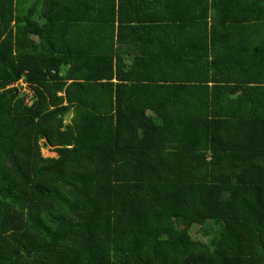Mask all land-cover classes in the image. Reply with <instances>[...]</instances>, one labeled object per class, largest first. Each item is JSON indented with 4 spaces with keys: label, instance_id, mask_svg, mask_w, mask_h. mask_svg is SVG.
<instances>
[{
    "label": "trees",
    "instance_id": "obj_1",
    "mask_svg": "<svg viewBox=\"0 0 264 264\" xmlns=\"http://www.w3.org/2000/svg\"><path fill=\"white\" fill-rule=\"evenodd\" d=\"M137 1L0 0V264H264V0Z\"/></svg>",
    "mask_w": 264,
    "mask_h": 264
},
{
    "label": "rangeland",
    "instance_id": "obj_2",
    "mask_svg": "<svg viewBox=\"0 0 264 264\" xmlns=\"http://www.w3.org/2000/svg\"><path fill=\"white\" fill-rule=\"evenodd\" d=\"M19 85L22 87L23 92L26 93L29 96L28 99L31 98L32 91L28 87V85L26 83H24L23 81H21L19 83ZM42 142H44V141L42 140ZM42 152H43V155L45 157H56L57 156L56 152L53 150V148L51 146L43 147ZM194 235L196 237H199L200 236L199 234H194Z\"/></svg>",
    "mask_w": 264,
    "mask_h": 264
},
{
    "label": "crops",
    "instance_id": "obj_3",
    "mask_svg": "<svg viewBox=\"0 0 264 264\" xmlns=\"http://www.w3.org/2000/svg\"><path fill=\"white\" fill-rule=\"evenodd\" d=\"M134 3L137 4V5H139L137 0H134ZM135 8H136V7H135ZM41 9H42V7L39 6V7H38L37 14L35 15L37 18H40V19H41ZM137 9H139V8H137ZM41 20H42V19H41Z\"/></svg>",
    "mask_w": 264,
    "mask_h": 264
}]
</instances>
